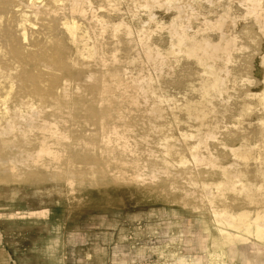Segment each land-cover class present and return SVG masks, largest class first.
Returning <instances> with one entry per match:
<instances>
[{"label": "bare ground", "instance_id": "1", "mask_svg": "<svg viewBox=\"0 0 264 264\" xmlns=\"http://www.w3.org/2000/svg\"><path fill=\"white\" fill-rule=\"evenodd\" d=\"M142 104L145 134L167 111L195 129L149 136L143 156L148 136L129 132ZM213 113L232 126L220 131ZM0 167L25 187L57 181L48 192L64 193L62 207L68 193L83 207L114 205L109 191L154 197L163 174L207 233L209 264H228L239 242L264 247V0H0ZM84 182L97 192L83 195Z\"/></svg>", "mask_w": 264, "mask_h": 264}, {"label": "rangeland", "instance_id": "2", "mask_svg": "<svg viewBox=\"0 0 264 264\" xmlns=\"http://www.w3.org/2000/svg\"><path fill=\"white\" fill-rule=\"evenodd\" d=\"M255 38L258 39L256 40L260 45L262 42L261 38ZM241 41H244L243 43L247 42L246 40ZM256 49H260V46ZM252 53L253 50L250 47L236 54L239 56L238 64H241V61H247V57ZM241 58L243 60H241ZM248 71V77L250 76L253 80V74L250 70ZM190 78L194 79L195 76ZM255 81L256 80H253V84L246 86V88L250 90L257 89L255 88ZM177 92L178 91L174 90L170 92L169 90L166 93L168 99L171 100L172 98V101L175 100L176 102H174L176 104L181 102V95ZM253 92L254 91H251L250 93ZM229 93L233 94L235 92L230 90ZM247 97L246 95L245 98ZM178 98L180 101H178ZM233 98L230 99L231 101H229L228 104L236 100L235 96ZM172 101L168 103H174ZM234 103L233 105L231 104V106H234ZM140 107L143 108L141 109L143 113L139 110L140 114L139 112H133V118L136 117L135 119L130 117L132 121L135 120L136 125L134 122L132 123V121H130V118V120H128L130 124L132 123L131 126L133 125V128H129V130H132L129 131L132 136H130L131 134L129 136L138 140L139 138L137 136L140 133L142 136H148V138L146 136L144 137L145 139L147 138L146 141L149 139L148 142L142 141L143 143L139 144L141 147L143 146L144 149L147 144L150 145H148V148L153 146L149 136L164 133V135L168 134L167 136L170 138H168V140L171 141L176 139L178 134L183 132L188 133V131L192 132L195 129L194 127H190V129L189 126L185 124L182 125L173 122L169 111H167V115L165 116L167 118L163 119L162 131L156 130L158 134H154V132H151L150 135L145 134L150 133L148 128L145 127L147 125L145 121L146 118L143 117L146 116L147 112L146 110L144 111L145 106H143V104ZM170 107L171 106H169V108ZM213 114H210L207 121L211 120V118H218V114ZM219 116L221 115L219 114ZM227 116L226 118L219 117L224 118L222 121L218 118L222 127L220 131H223L225 129L223 127L225 126H232L231 120L233 119ZM254 117L255 116L250 115L247 120L246 116L243 122L248 124V121H250L248 124L249 126L243 123V125L241 124L242 127L239 124V127H242L240 130H243L244 126L245 131L250 128L252 129L253 125L251 126V124H255L253 120ZM183 118V115H179L180 120ZM137 119L141 120V123H139L140 121H136ZM142 120L145 121V124H142L144 123ZM228 121L231 123L229 124ZM234 122H237V119L234 120ZM171 124L173 127H170L172 126ZM136 126L141 129L137 131L138 128ZM178 128H180V131ZM246 128L248 129L246 130ZM145 129H147V132ZM164 131L167 132V134H165ZM133 134H136V137ZM153 138L154 136H152V139ZM140 146V154L146 156L147 148L144 150L141 149ZM1 170L2 169H0V264H176L178 258L194 260L197 256L201 257V264H209V257L204 251L205 249H201V245L208 249L210 239L207 233L202 231L200 225L195 221V215L182 210L175 204L181 200L182 194L180 192H172L168 187H164V184L166 183L167 185V180L170 179L166 175H159L158 183L161 182L162 185L160 186H163V190L159 189L156 195H153L154 197L146 196L140 200L135 195L130 197L123 191H109L105 194H110L116 200L114 205L90 207L86 205L83 207L84 203L82 201L74 203L71 197H69L70 193H68V200L66 199L67 201H64V207H62L61 205L58 206L57 202L59 200H65L64 193L56 194L52 192V194L49 195L48 192V188L49 190L53 188V184L57 181L55 182L49 178L50 181L47 179L45 181L46 183L42 184L38 183L39 180L37 177L25 176L29 181V184H27L28 186L25 187L21 185L20 182L14 181L16 178L12 176V173L5 172L4 170L1 172ZM173 178L172 180H174L177 186H185V180L180 176ZM199 178L208 179L209 177L202 175ZM249 179H255V177L249 176ZM257 180L259 179L257 178ZM91 186H89L88 182L77 185V187L83 191L82 194L87 197L97 192L95 186ZM73 194L74 193H72L71 196ZM155 196H157V198ZM159 196L161 197L159 198ZM49 197L52 199V204L44 202L49 199ZM234 209L236 210L238 208L235 207ZM37 211H42V215H39L40 213ZM172 211L175 212L172 213ZM34 212L38 213V215ZM31 214L34 216L31 217ZM212 232L214 234V231ZM198 236H203L200 246L196 245L195 238ZM235 245L237 247V256L231 260L227 259L228 264H264V249H262L264 247L254 245L253 241L244 243L239 242ZM153 248H157L156 251L158 253L154 251ZM142 249V255L138 256L137 253ZM158 249H160V254ZM161 249L163 250L161 251ZM257 249H260V251H257ZM169 251H172L171 254ZM161 253L163 255H161ZM86 254L89 256L86 257Z\"/></svg>", "mask_w": 264, "mask_h": 264}, {"label": "crops", "instance_id": "3", "mask_svg": "<svg viewBox=\"0 0 264 264\" xmlns=\"http://www.w3.org/2000/svg\"><path fill=\"white\" fill-rule=\"evenodd\" d=\"M89 219H91V218H89ZM201 230H202V229H201ZM198 238H199V236L195 238V239H196V245H197V246H198V244H197V240H198ZM262 249H264V248H262ZM257 251H260V249H257ZM142 253H143V249H142V250H139V252L137 253V255H138V256H141ZM88 256H89V255L86 254V257H88ZM200 258H201V257H199V256H197L196 259H194V260H186V259H184V258H178L176 264H201V263H200ZM170 264H171V263H170Z\"/></svg>", "mask_w": 264, "mask_h": 264}]
</instances>
